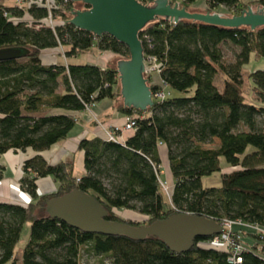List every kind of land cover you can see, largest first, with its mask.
Listing matches in <instances>:
<instances>
[{"label":"trees","instance_id":"16d2710c","mask_svg":"<svg viewBox=\"0 0 264 264\" xmlns=\"http://www.w3.org/2000/svg\"><path fill=\"white\" fill-rule=\"evenodd\" d=\"M33 1L21 8L0 3V48L28 50L17 59L0 61V154L38 152L22 165L20 187L31 197L29 203L0 201V264H81L84 252L109 258L111 264H228L227 253L199 246L214 236L198 237L188 252L177 254L156 237L87 233L36 211L45 212L47 198L78 188L96 197L107 209V219L130 225L139 224L115 210L140 213L149 223L185 212L221 224H243L233 228L264 229V107L247 102L242 92V67L251 53L264 57V27L228 29L163 18L148 24L139 35L144 56L161 64L156 73L161 83L151 84V75L148 83L152 93L164 89L167 95L154 98L146 111L118 107L135 121L123 142L80 139L77 151L83 152L85 172L77 178L73 162L53 164L39 154L66 139L76 124L74 116L50 111L82 112L104 98L118 101L120 84L115 66L66 60L92 50L128 57L129 52L108 34L94 36L71 25L67 14L77 2L54 0L59 9L52 10L55 25L48 27L41 22L48 10ZM195 1L178 2L189 8ZM252 5L264 7V0H206V11L223 7L239 14ZM226 42L238 47L228 63L221 51ZM59 48L65 49L66 60L45 62L46 52ZM219 73L225 76L222 89L215 84ZM250 76L263 99L264 70ZM162 144L174 181L168 198L160 182ZM214 172H221L220 186H203L202 177ZM48 176L56 184L54 192L38 195V179ZM28 221L29 238L19 259L14 250ZM253 237L263 245L259 252L256 245L246 246L244 264H264V235L253 232Z\"/></svg>","mask_w":264,"mask_h":264},{"label":"water","instance_id":"95a60500","mask_svg":"<svg viewBox=\"0 0 264 264\" xmlns=\"http://www.w3.org/2000/svg\"><path fill=\"white\" fill-rule=\"evenodd\" d=\"M67 21L74 27L94 36L108 34L124 44L128 58L116 61L120 84V100L124 107L146 111L154 104L148 78L140 32L150 23L163 18L172 23L181 20L213 25L228 29L264 27V7H247L239 14L190 11L173 0H72ZM81 3L87 8H82ZM28 53L24 47L0 48V61L17 59ZM55 190V188H54ZM51 191V192H54ZM45 213L67 225L87 233L121 235L135 240L156 237L174 253L188 252L198 237L208 238L223 232L222 224L201 215L177 212L166 218L139 225L107 219V209L94 197L75 188L45 200Z\"/></svg>","mask_w":264,"mask_h":264},{"label":"crops","instance_id":"0c3cea01","mask_svg":"<svg viewBox=\"0 0 264 264\" xmlns=\"http://www.w3.org/2000/svg\"><path fill=\"white\" fill-rule=\"evenodd\" d=\"M189 9L193 11H206V0H196L193 4L189 6ZM53 53L54 51L46 52V54L43 56L45 62H52L50 61L51 59L49 60V55ZM109 55L113 56L114 54L110 51H105L100 54L101 57H109ZM97 57H99V55H97ZM57 62L63 63V61L58 60ZM66 63L69 62L66 61ZM90 63L103 66L99 63H95L94 61H90ZM121 105V100L116 101L110 98H104L90 106L89 110H84L82 112L66 111L62 109L51 110L50 113L53 114H67L74 116L76 118V124L74 128L70 131L66 139L54 144L49 149L42 151L39 154L42 155L49 163L53 164L59 162L60 160L73 162L74 175L77 178L81 177L85 171L83 163V152L77 151V145L80 139L84 137H100L105 139L106 131L114 130L115 128H119L116 132L118 136H120L121 142H123L126 138L131 135V131H121V128L127 120V115L118 108ZM37 154L38 152L32 149H27L24 153L19 151H8L6 153L0 154V201L18 202L28 199L27 196H25L26 194H24V192H21L20 189H18L17 184L20 183V179L24 175L22 170L23 162L26 159L33 157ZM159 154L161 161L162 156L166 155L167 157V148L165 145L162 144L159 146ZM75 170H77V173H75ZM167 185L169 188H173L174 181L171 172ZM55 187L56 184L52 177L48 176L40 178L37 181V194H46L48 192L53 191ZM115 211L116 214L117 212H124V215L121 214V217L129 219L131 221H140L142 218H144V215H141L140 213L134 212L132 210L124 209L122 211ZM234 229L242 231V241L247 247L254 246L257 244L256 240L253 237V231L251 229L247 227L242 228L239 226H235Z\"/></svg>","mask_w":264,"mask_h":264},{"label":"rangeland","instance_id":"374dc122","mask_svg":"<svg viewBox=\"0 0 264 264\" xmlns=\"http://www.w3.org/2000/svg\"><path fill=\"white\" fill-rule=\"evenodd\" d=\"M174 1L178 2L179 0H174ZM0 3L1 4L3 3V5L5 6H13L16 4V0H0ZM251 7L254 8L257 6L252 5ZM186 9L190 10L189 8H186ZM190 11H193V10H190ZM216 12H219L223 15H234V14H231L226 8H219L218 11ZM26 18L28 19V17ZM64 50L65 49L63 48L53 50L54 53L49 55L50 56L49 60L51 59L50 61H54L57 58L58 61L64 62L66 60L64 59V55H65L63 54ZM221 51L223 55V61L228 63V62L233 61L235 53L238 51V47L234 46L233 44L229 42H226L224 44H221ZM101 53L102 52H99L97 50H92V51H89L88 53H81L76 56L69 57L66 61H68L71 64H84V63H90V61H94L95 63H99L103 66L107 65V66L114 67L118 59L128 57V56H123L119 54H114L113 56L109 55V57L108 56L101 57L100 56ZM97 55H99V57H97ZM258 69L264 70V57H258L255 53H251L248 63L244 64V66L242 67V77H243L242 92L247 102L253 103L260 107H264V98L259 99L257 97L255 93V89H254V83L250 76L251 72L258 70ZM224 78L225 76L222 73H219L215 78V84L217 85L219 89H222ZM151 79L152 81L156 83L160 82V79L158 78V75L156 73H152ZM168 90L171 92V95L173 96L179 95V93L174 90H170V89ZM119 100H120V97H119ZM89 108H87L86 110H89ZM214 145L215 143L214 144L211 143L208 146H214ZM252 149L253 147L251 146L248 147V151H251ZM220 160H221V163L224 162L222 158ZM227 169L228 168L223 167V171H226ZM75 173H77V170H75ZM160 178H161V181L164 183V187L162 186V192L168 198L171 193V188H169L167 185V182H169V178H170V170H169V165H168V160H167L166 155L162 156L161 167H160ZM220 184H221V172H214L210 175H206L202 177L203 186H217L218 187L220 186ZM17 186H18V189H20L21 191L20 183H18ZM36 213L45 215V212L36 211ZM117 214L121 216V214L124 215V212H120V213L117 212ZM147 220L148 219L144 217L140 221H133V223H136V224L147 223L148 222ZM30 226H31V223L29 221L25 223V225L23 226L22 232H21L20 240L15 246L14 255L17 256L19 259H21L23 249L25 245L27 244V241L29 238ZM231 230L235 231V229L232 226H231ZM80 263L81 264H111V260L109 258H104L101 256H96L95 254L84 252L80 258Z\"/></svg>","mask_w":264,"mask_h":264},{"label":"built area","instance_id":"2783aa9c","mask_svg":"<svg viewBox=\"0 0 264 264\" xmlns=\"http://www.w3.org/2000/svg\"><path fill=\"white\" fill-rule=\"evenodd\" d=\"M67 1V0H66ZM37 6L40 8H45L48 10V15L46 18H44L41 22L45 24V26L48 27H54L55 23L53 20L52 16V10L53 9H59L58 5L54 4V0H35L33 1ZM30 0H16V5L19 6L20 8L25 6L26 4H31ZM180 3V2H179ZM68 16L71 15V11L69 10ZM145 67H146V76L147 78H150V75L152 73H159L161 70V64L156 63L153 58H145ZM151 84H155L156 82L152 81L151 79ZM161 81L158 83L160 84ZM166 92L164 89L162 90H157L155 93H152V98L155 99H163L166 96ZM89 108V107H87ZM135 126V121L133 118H127L126 122L124 123L123 127L121 128V131H132ZM117 129L115 128L114 130H110L109 132H106V139L107 140H112V141H121L120 136H118ZM161 185L164 187V183L162 181ZM22 191V190H21ZM25 193V192H24ZM27 195V200L20 201L21 204H28L29 201L31 200V197ZM19 202V201H18ZM239 224L243 225L240 222H223L222 227H223V232L219 235H215L210 241L208 242H202L199 244L200 247L204 248H213L222 252H225L228 254L227 257V263L228 264H244L243 260V253L246 252V245L242 241V231H232L231 226L233 227L234 224ZM247 226V225H246ZM227 230H226V228ZM254 233H259L261 235H264V229L258 228V227H250L248 226ZM261 245H263V242H260L259 244L257 243L255 247L257 251L259 252L261 250Z\"/></svg>","mask_w":264,"mask_h":264}]
</instances>
